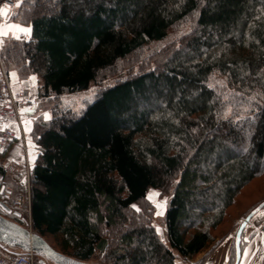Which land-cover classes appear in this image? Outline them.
Listing matches in <instances>:
<instances>
[{
	"label": "trees",
	"instance_id": "1",
	"mask_svg": "<svg viewBox=\"0 0 264 264\" xmlns=\"http://www.w3.org/2000/svg\"><path fill=\"white\" fill-rule=\"evenodd\" d=\"M17 1L10 19L30 34L7 39L2 62L36 74L39 98L54 102L31 133L32 230L79 260L100 249L97 264H177L207 250L205 261L236 227L238 194L264 177V0ZM121 69L79 111L62 105ZM150 187L170 193L166 240Z\"/></svg>",
	"mask_w": 264,
	"mask_h": 264
},
{
	"label": "rangeland",
	"instance_id": "2",
	"mask_svg": "<svg viewBox=\"0 0 264 264\" xmlns=\"http://www.w3.org/2000/svg\"><path fill=\"white\" fill-rule=\"evenodd\" d=\"M3 1L0 2V8L4 9V12H3L4 19L0 21V28H2L3 32L6 34L0 35V48L2 47L4 42H6V40L9 39L10 37H14V38L18 37V38H26L27 39L29 37V34H30V33H20L16 30H10L7 27L10 24H18L17 22H14L10 19L11 16L13 15V13L16 11L18 1L12 0V1H14L15 5L9 9L4 7ZM43 1H44V4L47 7H49L48 5H50L49 4L50 0H43ZM189 26H190V22H184L183 24H180L178 26H174L171 30H169L168 36L166 37L165 40L150 44L151 49L153 47H158L159 45H163L165 42H168L171 39L179 37L182 33L186 32V30L189 28ZM26 27H28V26H26ZM3 67H4V64H3ZM4 69H5V67H4ZM122 72H123V70L121 69L118 73L113 74V75H109L108 77L104 78V80L101 81L99 84H96V83L91 84V86L86 91L64 94L61 97V102H63L62 105L65 104V105L69 106L71 109H73L74 111H79L81 106L83 107L87 102H89L90 100H92L96 96L98 87L100 86L101 83L112 82ZM8 76H9L10 84H11L13 89L26 88L27 90L30 91V93L34 97H36L38 99L36 106L30 111L31 113H30V116L28 117L26 123L24 122V124H23V134L25 136V142L27 143V148H28L27 156H28V164L30 167L33 164V161L36 157V149H37V145L33 144L31 146L32 150H29V144H28V143L33 142V139H32L33 136L31 133H32V129L34 127V121H37L39 119L43 120L44 119V113H47L50 117L51 116V109L54 105V102L48 101L47 99H40L39 98L38 89H39L40 81H39L36 74H31V75H28L27 77H21V76H19V74L17 73V70L15 68H10L8 70ZM30 77H35V80L33 81L32 79H30ZM18 83L22 87L21 86L18 87L17 86ZM12 127L15 128V125H13ZM16 135L19 138L20 129H19V133H16ZM17 140H18L17 141L18 144L20 145V140L19 139H17ZM27 140H28V142H27ZM17 152H18L17 155L14 157L15 159H13V158L10 159L11 160L10 162H12V161L15 162L16 170L13 173H5L7 175V177H5L2 180L6 183V185L1 183L2 181L0 182V184L4 185V189L6 187H9L11 200L19 197L24 202L25 207H26L27 201H28L27 195L29 192V183H26L27 176H26V173L24 171L25 165H23L24 152L20 148H19V151H17ZM14 175H17L19 178L14 179L13 178ZM169 196H170V193H167L165 191H162L161 189L153 188V187H150L146 193V198L150 202H152L155 206V216H154L153 223L156 226L158 233L160 234V236L162 237L163 240H166L165 229H164V225H163V214H164L165 208L167 206ZM263 198H264V177H260V176L256 177L252 182H250L247 186H245L242 189V191L238 194L237 202L232 207H230L229 215H228L230 222L232 221V223L233 222L236 223V225H235L236 227L227 236V238L229 239V242L228 241L226 242L228 249L224 253V259L220 260L221 262L219 263V259H217L218 253L215 255V258L217 259L216 264H218V263L219 264H231L230 260L232 258H233V264H234L235 259H236V238H237L236 233H237L241 223L244 221V218H245V217H243V215L242 216L239 215L238 217H236V214H239L240 212H242V210L247 208L248 205H249L248 207H250L253 203L255 204L256 202L260 201ZM5 202L8 204L9 201L6 199ZM134 205L136 206L134 208L137 209V205L136 204H134ZM17 222L20 224H24L29 229H32L31 225L29 223V217H28L26 211L21 212L20 218L17 219ZM227 238L225 240H227ZM45 239L47 240V242L50 245L57 248V245L51 236L50 237L46 236ZM221 243H219L218 246ZM245 243L246 242L243 240L241 233H240L239 248H240V244L242 247H244ZM218 246H216V248L213 250V252H215L217 250ZM206 252H207V250L205 252L199 254L198 256L194 257V258H182L180 256H177L175 261L177 264H204L206 262V260H208V258L211 256V255H209V257L205 261L200 262L202 260V257H204V254ZM240 254H241V249H240ZM38 258H39V256L34 254V256H33L34 263L37 261ZM101 258H102V252L99 251V249H96L95 254L90 258V260L88 262L97 264V263L101 262ZM213 264H214V261H213Z\"/></svg>",
	"mask_w": 264,
	"mask_h": 264
},
{
	"label": "built area",
	"instance_id": "3",
	"mask_svg": "<svg viewBox=\"0 0 264 264\" xmlns=\"http://www.w3.org/2000/svg\"><path fill=\"white\" fill-rule=\"evenodd\" d=\"M4 7L12 8L15 3L12 0H4ZM3 14L0 15V21L3 20ZM38 99L34 97L26 88L13 89L7 72L5 71L0 57V164H2L5 173H13L16 170V164L11 160H3L2 153L9 149L11 144L19 139L20 147L24 152L23 165H25L26 183H29V164L28 148L23 134V124L30 116V111L36 106ZM13 125L20 129L19 138L17 137ZM28 201L25 207L24 202L19 198L10 199V189L6 187L0 193V200L9 201L8 205L19 212L26 211L30 219L29 192ZM34 253L23 251L17 248L7 247L0 243V264H34Z\"/></svg>",
	"mask_w": 264,
	"mask_h": 264
},
{
	"label": "water",
	"instance_id": "4",
	"mask_svg": "<svg viewBox=\"0 0 264 264\" xmlns=\"http://www.w3.org/2000/svg\"><path fill=\"white\" fill-rule=\"evenodd\" d=\"M3 189L4 185H1L0 193ZM263 207L264 199L245 216L244 221L241 223L236 233V259L234 264H238L240 261L241 254L239 248V238L242 229L248 223L249 219ZM0 208L7 214H14L17 217H20L21 215L20 212L12 210L11 207L1 200ZM0 243L9 247L19 248L23 251H31L35 255H38L42 261L46 259L54 264H95L61 253L52 247L44 237L37 234L32 229L23 226L17 221L8 218L2 213H0Z\"/></svg>",
	"mask_w": 264,
	"mask_h": 264
},
{
	"label": "crops",
	"instance_id": "5",
	"mask_svg": "<svg viewBox=\"0 0 264 264\" xmlns=\"http://www.w3.org/2000/svg\"><path fill=\"white\" fill-rule=\"evenodd\" d=\"M17 86L20 87L21 85L18 83ZM26 121L27 120H25V123ZM14 129L16 133H19V129L16 125ZM17 141L18 140H15L9 147V151H8L9 159L12 158L15 159L14 157L18 153L17 151H19V148L21 149ZM28 144H29V150H32L31 146L35 143L31 142ZM36 153H37V149H36ZM4 176L7 177V175ZM2 178L3 175L0 174V182L2 181ZM0 213L4 214L5 216H7L8 218L14 221H17V219L20 218L14 214H7L1 208H0ZM29 223L31 225V219H29ZM22 225L25 226L24 224ZM241 236L243 237V240L246 243L242 249L239 264H264V208L260 209L249 219L248 223L244 226V228L241 231ZM227 241L229 242L228 238L218 246L215 252H212L211 256L208 258V260H206L204 264H213V261L214 264H216L217 259H219V263H220L221 262L220 260L224 259L225 251L228 249L226 245ZM99 251L101 250L99 249ZM217 253H218V258L216 259L215 255ZM34 264H54V263L46 259L42 261L41 258L39 257Z\"/></svg>",
	"mask_w": 264,
	"mask_h": 264
},
{
	"label": "snow or ice",
	"instance_id": "6",
	"mask_svg": "<svg viewBox=\"0 0 264 264\" xmlns=\"http://www.w3.org/2000/svg\"><path fill=\"white\" fill-rule=\"evenodd\" d=\"M4 12V9L3 8H0V15H2ZM10 30H16L20 33H30V28L26 27V26H22V25H19V24H10L7 26ZM189 31H191V29H189ZM3 34H6L3 32V29L0 28V35H3ZM18 38V37H17ZM11 75V74H10ZM30 79H32L33 81L35 80V77H30ZM210 79H212V77H210ZM216 83L218 84H223V81H216ZM209 88H212L213 85L210 83L208 85ZM249 99H255V96L253 97H250ZM82 107V106H81ZM79 115V113H77ZM228 116V111L226 110L225 113H224V117L227 118ZM243 117L242 116H237L236 117V120H241ZM44 119L45 120H48L50 119L49 115L47 113H44ZM150 198V197H149ZM133 207H136L135 205H133ZM138 210V209H137Z\"/></svg>",
	"mask_w": 264,
	"mask_h": 264
}]
</instances>
